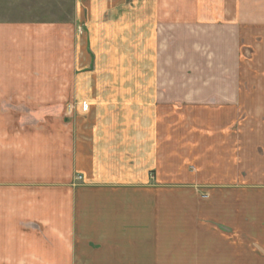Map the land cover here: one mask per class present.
Wrapping results in <instances>:
<instances>
[{
	"label": "crops",
	"instance_id": "0c3cea01",
	"mask_svg": "<svg viewBox=\"0 0 264 264\" xmlns=\"http://www.w3.org/2000/svg\"><path fill=\"white\" fill-rule=\"evenodd\" d=\"M27 1L9 0L17 10L0 21V44L12 28L29 43L54 34L70 45L73 23H30L43 17ZM53 1L79 17L78 0ZM96 1L87 17L108 13L124 35L126 0ZM170 1L144 14L137 0L155 70L131 89L100 75L79 91L75 63L58 53L57 73L30 76L52 91L0 94V264H264V73L242 74L237 43L264 10L182 0L192 10L175 16ZM211 222L230 233H204Z\"/></svg>",
	"mask_w": 264,
	"mask_h": 264
},
{
	"label": "rangeland",
	"instance_id": "374dc122",
	"mask_svg": "<svg viewBox=\"0 0 264 264\" xmlns=\"http://www.w3.org/2000/svg\"><path fill=\"white\" fill-rule=\"evenodd\" d=\"M30 1L31 0L27 1L26 7L32 9L36 16L43 17L38 19L35 16L37 20L30 19V23L34 21H41L42 24L40 25H44L43 23H45L47 28H49L48 26L52 23L72 22L74 33L72 34V39H70V45H67L63 38L61 40L58 37L56 38L54 34H50L49 36H42L39 34L33 35L35 38H30L32 39V43H29L28 39H25L23 35L20 34V31L7 28V32H5L6 36L4 35L3 45L0 44V79L3 80L0 82V94L8 95L18 91L19 93L22 91L23 94H26V92L35 94L42 87H46V90L52 91V84L48 83L43 85L36 83L35 81H32L34 78L30 76L31 74L42 75L45 73H57V63L59 62L58 53L63 55L61 58L62 63L64 62L63 64L67 62L66 60L69 61L70 56L75 63L71 74L78 75L77 88L79 91L85 90V88L91 86L90 80L88 79L87 81L86 76H94L95 80L100 75L127 78L126 80L128 82H125L124 86L127 87L126 89L128 90L134 86L132 81L135 76L153 74V70H155V68L150 65L155 58L154 50L151 49L152 44L150 41L153 38V35L150 28L148 29L146 26H138L139 20L135 19V15L138 13L137 11L140 10L138 8L139 2H137V0H126L124 2L125 5L123 10L126 14L124 35H122V33L118 35V26L112 27L106 24L109 20L108 13H106V18L89 19V17H87L90 13H88L86 9V4L91 7H95L98 4L96 0L94 3H92L91 0H78L79 17L71 20L66 18L64 13L65 9H59L58 3H55L53 0ZM152 1L155 0H143L141 6L142 10L145 9V13L143 12L144 14H147L150 11V6L160 5V1L162 0H159L158 3H153ZM210 1L211 0H204L205 4H199V6L208 11L213 8V3ZM218 1L224 7L231 6L232 9L235 5L234 3V5L230 4L231 1L234 2L235 0ZM109 3L110 2H107V0H103V4L109 5ZM169 5H171L173 11H175V16L182 13L181 11L183 9L192 10V3H186L182 0H171ZM9 6V0H0V21H9L5 19V17H7L6 14H10L11 10H17L16 6L14 8ZM239 6H241V9L244 10L248 9V11L259 12L258 10H261L262 8V10H264V0H254V3L251 4H247V2H245L239 4ZM56 7L58 12L56 11ZM64 7L69 9L68 7H70V5L66 4ZM135 10L137 12L136 14ZM48 11H50V13H48ZM52 13L55 15L60 14L61 17H53L54 14ZM80 14H82V16H80ZM13 19L17 20L15 17ZM142 20L144 21V19ZM147 20L149 23V19H146V21ZM19 21L29 20L20 19ZM114 21L117 22V20L113 19L112 22ZM102 25L106 26L104 29L105 32L101 30L103 29L101 27ZM36 27L39 29V26ZM240 30L241 32L237 36V43L239 60L242 65V74L264 73V24H253L248 27L245 26L244 29L243 26H241ZM160 36L161 35L159 34L157 37L159 42ZM36 37L38 40L42 38L41 41L37 42L40 47L38 48L37 46V49L31 51V44H33V48L35 47L34 43L37 44L35 40ZM46 37L50 38V41L45 42ZM2 41L3 39L1 42ZM59 41L62 43V52H58L55 48V44L56 46H59ZM63 46H65V48H63ZM181 52L182 49L180 46H175L173 48V56L175 60H177V58L181 59ZM90 57L93 58L92 62ZM38 61L43 63L46 61H52L51 64L55 63L56 67L48 68L46 66L45 69L42 65L39 66L37 64ZM5 74L22 75V78H20V80L9 82L8 79H5ZM14 78L19 79V76ZM109 85L112 87L115 86L116 89V86L119 85V83L115 82L110 83ZM128 86L131 87L128 88ZM75 101L84 102L85 100ZM197 195L201 196L202 194L200 193ZM215 197L219 202V199L222 196H209V198L212 199V202L213 200L215 202ZM224 197L229 198L230 196L224 195ZM222 220H224V218H222ZM211 224L213 225L211 228L212 230L206 229L207 231L204 233H230L229 228L226 225H223V223L211 222Z\"/></svg>",
	"mask_w": 264,
	"mask_h": 264
},
{
	"label": "built area",
	"instance_id": "2783aa9c",
	"mask_svg": "<svg viewBox=\"0 0 264 264\" xmlns=\"http://www.w3.org/2000/svg\"><path fill=\"white\" fill-rule=\"evenodd\" d=\"M78 179H80V176L78 177Z\"/></svg>",
	"mask_w": 264,
	"mask_h": 264
}]
</instances>
